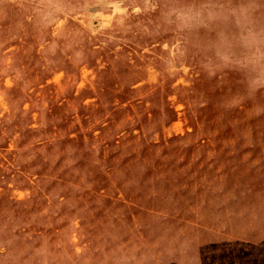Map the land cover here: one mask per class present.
<instances>
[{
  "label": "rangeland",
  "instance_id": "374dc122",
  "mask_svg": "<svg viewBox=\"0 0 264 264\" xmlns=\"http://www.w3.org/2000/svg\"><path fill=\"white\" fill-rule=\"evenodd\" d=\"M0 264H264V0H0Z\"/></svg>",
  "mask_w": 264,
  "mask_h": 264
}]
</instances>
